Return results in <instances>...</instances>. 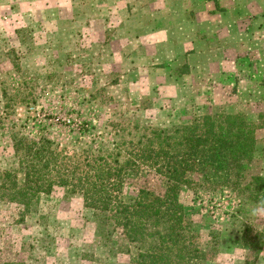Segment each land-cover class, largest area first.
I'll use <instances>...</instances> for the list:
<instances>
[{
  "label": "rangeland",
  "instance_id": "obj_1",
  "mask_svg": "<svg viewBox=\"0 0 264 264\" xmlns=\"http://www.w3.org/2000/svg\"><path fill=\"white\" fill-rule=\"evenodd\" d=\"M177 18L166 0H0V186L11 180L8 172L19 186L34 180L28 149H57L85 164L93 149H128L124 142L150 128L222 113L255 123L250 170L264 176V62L244 55L233 74L214 72L212 55L194 56L191 73L184 56L170 63L166 40L180 35ZM143 175L155 186L157 178ZM8 193L0 188V262L135 264L122 228L109 235L81 193L54 185L28 209ZM242 199L221 186L183 192L186 219L209 252L205 264H244L252 256L241 237L247 226L262 229L264 215Z\"/></svg>",
  "mask_w": 264,
  "mask_h": 264
},
{
  "label": "trees",
  "instance_id": "obj_2",
  "mask_svg": "<svg viewBox=\"0 0 264 264\" xmlns=\"http://www.w3.org/2000/svg\"><path fill=\"white\" fill-rule=\"evenodd\" d=\"M256 143V125L246 114H207L170 129L150 128L136 141L124 142L128 149L88 151L85 164L61 156L57 149H28V178L34 180L19 186L8 172L11 180L0 188L28 209L39 192L49 193L54 185L70 187L82 194L85 206L108 227L109 235L122 228L136 251L135 264H205L209 252L186 219L183 192L221 186L236 191L243 201L264 204V176L250 170ZM143 174L157 178L155 186L148 177H139ZM127 185L133 187L128 198ZM241 242L252 253L244 264H258L264 226L259 230L247 226ZM218 244L215 238L214 245Z\"/></svg>",
  "mask_w": 264,
  "mask_h": 264
},
{
  "label": "crops",
  "instance_id": "obj_3",
  "mask_svg": "<svg viewBox=\"0 0 264 264\" xmlns=\"http://www.w3.org/2000/svg\"><path fill=\"white\" fill-rule=\"evenodd\" d=\"M166 2L175 4L178 14L176 20L180 21L181 28L180 35L171 33L169 40H166V44L170 46V63L184 56L187 58L186 62L191 65L194 56L208 61L212 55L213 61L208 63L213 66L214 72L233 74L240 71L244 55L253 56L257 53L254 55L256 65L264 62V57L260 56L258 60V52L262 49L259 51L254 47V44L258 43L264 49V0H166ZM193 14L196 17H193ZM174 30L175 27L171 29ZM209 43L214 47L220 46L218 51L224 49V53L213 56L217 51L211 52L207 47ZM261 52L264 54V51ZM185 74H189V70Z\"/></svg>",
  "mask_w": 264,
  "mask_h": 264
},
{
  "label": "clouds",
  "instance_id": "obj_4",
  "mask_svg": "<svg viewBox=\"0 0 264 264\" xmlns=\"http://www.w3.org/2000/svg\"><path fill=\"white\" fill-rule=\"evenodd\" d=\"M252 214L253 215H257V214H261L264 215V204H262L261 206H258L257 208L252 210Z\"/></svg>",
  "mask_w": 264,
  "mask_h": 264
}]
</instances>
